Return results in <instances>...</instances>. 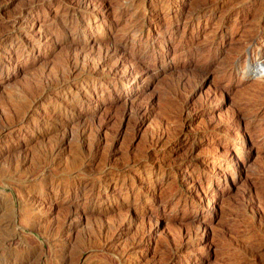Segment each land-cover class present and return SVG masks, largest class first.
I'll list each match as a JSON object with an SVG mask.
<instances>
[{"label":"rangeland","instance_id":"1","mask_svg":"<svg viewBox=\"0 0 264 264\" xmlns=\"http://www.w3.org/2000/svg\"><path fill=\"white\" fill-rule=\"evenodd\" d=\"M0 264H264V0H0Z\"/></svg>","mask_w":264,"mask_h":264},{"label":"bare ground","instance_id":"2","mask_svg":"<svg viewBox=\"0 0 264 264\" xmlns=\"http://www.w3.org/2000/svg\"><path fill=\"white\" fill-rule=\"evenodd\" d=\"M134 31V30H133ZM117 45V44H116ZM108 57V56H107ZM75 59V58H74ZM77 59V58H76ZM132 59V58H131ZM136 69V68H135ZM36 91V90H35ZM38 91V90H37ZM38 93V92H37ZM35 97V96H34ZM35 101V100H34ZM232 156V155H231Z\"/></svg>","mask_w":264,"mask_h":264}]
</instances>
